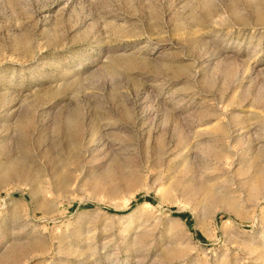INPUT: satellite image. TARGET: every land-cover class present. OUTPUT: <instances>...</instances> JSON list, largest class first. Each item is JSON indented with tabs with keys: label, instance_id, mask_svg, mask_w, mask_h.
<instances>
[{
	"label": "rangeland",
	"instance_id": "374dc122",
	"mask_svg": "<svg viewBox=\"0 0 264 264\" xmlns=\"http://www.w3.org/2000/svg\"><path fill=\"white\" fill-rule=\"evenodd\" d=\"M263 173L264 0H0V264H264Z\"/></svg>",
	"mask_w": 264,
	"mask_h": 264
},
{
	"label": "bare ground",
	"instance_id": "6f19581e",
	"mask_svg": "<svg viewBox=\"0 0 264 264\" xmlns=\"http://www.w3.org/2000/svg\"><path fill=\"white\" fill-rule=\"evenodd\" d=\"M235 10V9H234ZM263 172V171H262ZM264 174V173H263ZM258 176V175H257ZM262 176V175H261ZM255 182V181H254ZM259 183L261 184V185H263V183H264V178L262 179H259ZM257 185V184H256ZM252 190V189H251ZM232 206V205H231Z\"/></svg>",
	"mask_w": 264,
	"mask_h": 264
}]
</instances>
